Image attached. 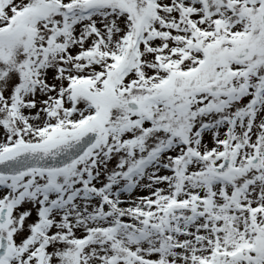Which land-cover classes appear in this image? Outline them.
Returning a JSON list of instances; mask_svg holds the SVG:
<instances>
[{
  "label": "snow or ice",
  "instance_id": "obj_1",
  "mask_svg": "<svg viewBox=\"0 0 264 264\" xmlns=\"http://www.w3.org/2000/svg\"><path fill=\"white\" fill-rule=\"evenodd\" d=\"M0 264H264V0H0Z\"/></svg>",
  "mask_w": 264,
  "mask_h": 264
}]
</instances>
